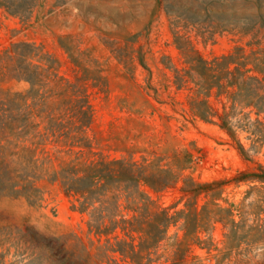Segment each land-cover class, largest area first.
I'll return each mask as SVG.
<instances>
[{
  "label": "trees",
  "instance_id": "obj_1",
  "mask_svg": "<svg viewBox=\"0 0 264 264\" xmlns=\"http://www.w3.org/2000/svg\"><path fill=\"white\" fill-rule=\"evenodd\" d=\"M37 2L0 0V7L25 24ZM161 8L180 65L165 55L161 63L172 71L175 90L184 93L181 104L193 118L223 131L226 143L254 165L200 180L184 173L201 159L187 148L103 153L101 139L90 133L95 114L88 83L106 88L103 64L93 50L81 48L69 34L58 38L70 78L42 45L10 42L0 49V200L39 208L45 187L57 185L85 220L87 234L98 241L104 237V243L92 252L73 230L45 233L22 217L18 225L0 227V264H6L11 247L17 259L7 264H156L162 259L160 264H204L195 247L214 249L215 264H264V164L253 158L264 144V0H155L152 15ZM192 31L203 41L223 33L247 37V48L235 45L205 57L194 47ZM137 37L124 38L123 45L105 42L127 73L134 60L144 62L142 48H134ZM17 83L26 87L14 89ZM241 185H246L241 197L230 199L228 187ZM173 187L183 206L171 212L150 193ZM217 226L221 247L213 243ZM27 251L29 260L22 263Z\"/></svg>",
  "mask_w": 264,
  "mask_h": 264
},
{
  "label": "rangeland",
  "instance_id": "obj_2",
  "mask_svg": "<svg viewBox=\"0 0 264 264\" xmlns=\"http://www.w3.org/2000/svg\"><path fill=\"white\" fill-rule=\"evenodd\" d=\"M154 4L155 0H66L64 3L38 0L25 24L0 7V49L18 40L35 42L58 59L60 73L70 78H73V72L58 38L69 34L81 48L92 49L93 55L103 64L106 88L100 91L88 83L95 114L90 133L101 139L100 146L105 154L127 155V151L134 147L157 153L164 149L187 148L201 159H196L184 173L200 180L231 176L238 170L253 166L226 143L223 131L193 118L186 104H181L184 93L175 90L170 80L172 71L161 63L165 55L180 65V54L173 43L164 9L152 15ZM135 35L138 37L134 48H142L144 62L141 65L134 60L130 73H127L105 42L114 41L123 45L124 38ZM190 35L194 47L205 57L225 53L235 45L247 48V37L223 33L203 41V38L194 35V31ZM12 86L24 89L26 84ZM243 137L244 134H241L242 141L248 146L249 141ZM139 154L137 152L135 156ZM253 158L264 164V144ZM245 189L246 185L230 186L227 196L238 199ZM150 195L157 205L171 212L183 206L178 187L151 192ZM22 217H28L30 224L45 233L73 230L92 252L104 243V237L98 241L93 234H87L85 220L71 210L69 199L57 185L45 187L44 200L39 208L29 207L23 200H0V227L18 225ZM176 231L178 225L172 226L168 235L172 236ZM212 236L214 245L221 247L223 237L219 226ZM170 242V239L162 242L159 252L162 253ZM14 250L10 248L6 264L17 259L13 255ZM194 252L204 264H215L214 249L207 252L206 248L195 247ZM26 254L29 251L24 254L22 263L29 260ZM114 257L119 259L117 254Z\"/></svg>",
  "mask_w": 264,
  "mask_h": 264
}]
</instances>
